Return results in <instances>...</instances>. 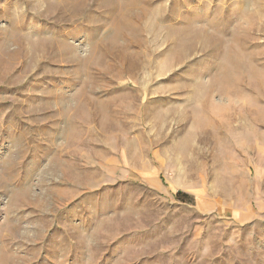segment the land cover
Returning <instances> with one entry per match:
<instances>
[{
  "label": "rangeland",
  "instance_id": "rangeland-1",
  "mask_svg": "<svg viewBox=\"0 0 264 264\" xmlns=\"http://www.w3.org/2000/svg\"><path fill=\"white\" fill-rule=\"evenodd\" d=\"M0 264H264V0H0Z\"/></svg>",
  "mask_w": 264,
  "mask_h": 264
}]
</instances>
